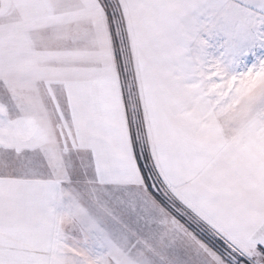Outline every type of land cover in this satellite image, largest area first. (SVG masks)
I'll list each match as a JSON object with an SVG mask.
<instances>
[{"label":"snow or ice","instance_id":"obj_1","mask_svg":"<svg viewBox=\"0 0 264 264\" xmlns=\"http://www.w3.org/2000/svg\"><path fill=\"white\" fill-rule=\"evenodd\" d=\"M0 264H264V0H0Z\"/></svg>","mask_w":264,"mask_h":264}]
</instances>
